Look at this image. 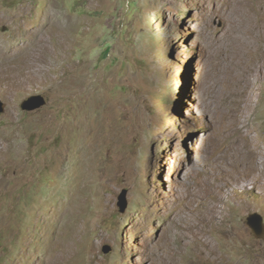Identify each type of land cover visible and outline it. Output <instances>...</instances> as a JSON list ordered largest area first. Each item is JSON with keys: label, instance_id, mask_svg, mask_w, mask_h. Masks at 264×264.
Returning a JSON list of instances; mask_svg holds the SVG:
<instances>
[{"label": "rangeland", "instance_id": "1", "mask_svg": "<svg viewBox=\"0 0 264 264\" xmlns=\"http://www.w3.org/2000/svg\"><path fill=\"white\" fill-rule=\"evenodd\" d=\"M227 5L0 0V264H33L41 245H56L65 203L79 206L83 226L74 245L86 249L74 264H167L144 249L200 188L194 215L214 204L219 223L196 226L227 251L224 263L264 264V56L259 71L242 70ZM33 95L47 104L22 111ZM83 137L91 169L79 176ZM236 148L262 174L231 176L221 165L241 162L229 155ZM251 214L262 219L260 238ZM241 228L244 242L230 245ZM194 245L177 264H210Z\"/></svg>", "mask_w": 264, "mask_h": 264}, {"label": "bare ground", "instance_id": "2", "mask_svg": "<svg viewBox=\"0 0 264 264\" xmlns=\"http://www.w3.org/2000/svg\"><path fill=\"white\" fill-rule=\"evenodd\" d=\"M209 1L213 5L219 2L228 3L226 8L227 16L229 14L232 16V14L236 12V18H234L233 21L230 22L228 31L229 33L230 31L231 33H233L232 34L233 41L237 49V52L240 55L239 63L242 64V70L248 72L249 74L256 67H259L261 63V60H259L260 58L257 60V57L264 56V0H209ZM236 27L241 32V34L239 35L235 34ZM235 63L237 64L236 66H238L239 63L238 62ZM84 139L85 137L82 138V142L80 144L79 156L81 158L80 164L81 165L84 164L85 166H82L83 167L82 172L80 174L78 173L79 176L86 175L91 169V168L89 169V165H90L89 159L91 158L89 157V159L87 160L86 157L84 158V155L85 153L86 155L88 154V149L92 146V144L91 143L86 144ZM239 149L236 148V152L229 155L240 159L241 162L235 163L230 167L223 165L221 166L227 171H229L231 173V176H234L236 178L237 177L239 178L240 176H245L246 173L252 174L254 172L255 174L259 173V175L262 174L263 169L262 170L260 169L257 162H254L253 160L243 155L244 152L242 153ZM223 161L224 159H221L220 163H223ZM123 171L125 174L126 170L124 167L120 170V172L123 174ZM110 173L113 174L112 172ZM78 175L76 176L78 177ZM76 176H73L72 180L77 178ZM193 196L194 198L198 197L202 199V197L204 196L202 189L200 188V190L197 189L196 192L194 191ZM193 196L189 199H186L185 201L180 202L178 204L176 211L172 212L168 220L165 222L162 221V217L164 216L162 211L156 214L157 219L164 222L165 230L158 232L159 240L155 248L153 247L152 249H147L146 247V250L144 249L145 254H148L150 257L168 256L169 259L167 264H177L179 257H176L175 254L181 253V251L184 250L187 245H190L191 242H194L196 243V245H194L192 249L191 248L190 249L195 254L199 255L200 257H203V259H208L210 261V264H215V262L217 261L223 264L224 261H227L230 258V257L228 258L227 251L224 252V250H221V253H219L216 250L217 248L215 247L214 242L210 240L209 234L203 233L201 229L196 226L198 222L205 223L209 226L211 224L216 225V223H219L218 222L219 214L216 212L217 209L215 211L214 204H206V208H204L201 211H198L197 214L194 215L195 210H193ZM218 198L220 199V197ZM65 204L66 207L64 206L65 208L61 209L57 213L59 216V222H58L59 230L57 229L59 231L57 232L59 234L57 239L58 244L56 243V245H41L39 251H37V253L34 254L35 262L33 264H40V261L47 260L50 257L51 253L58 254V256L60 257L59 261L61 264H71L72 262L74 264L75 261L78 262L80 260L81 253L85 252L86 248L84 245H74L77 243L78 241L77 239L79 238V236H81L82 228H83L82 223H80V219L78 218L79 206L76 205L75 207H72V204L70 203H65ZM167 224L170 226L168 227ZM232 236H234L235 242L230 245H235L236 243H243L245 240L243 237L242 228L238 230H234ZM231 249L232 248L230 247V250ZM216 251L219 253V255H215V253H217ZM224 264H226V262ZM231 264H251V263L232 261Z\"/></svg>", "mask_w": 264, "mask_h": 264}, {"label": "water", "instance_id": "3", "mask_svg": "<svg viewBox=\"0 0 264 264\" xmlns=\"http://www.w3.org/2000/svg\"><path fill=\"white\" fill-rule=\"evenodd\" d=\"M47 104L46 99L42 95H33L28 97L26 100H24L20 108L24 112H34L42 107H44ZM5 111V105L0 100V113H3ZM117 206L119 208L120 213H124L128 207V201H127V190H122L120 194L117 197ZM247 225L251 228L253 233L257 238H260L263 233L262 228V219L257 214H251L247 217ZM110 250V247H106L105 252H108Z\"/></svg>", "mask_w": 264, "mask_h": 264}, {"label": "clouds", "instance_id": "4", "mask_svg": "<svg viewBox=\"0 0 264 264\" xmlns=\"http://www.w3.org/2000/svg\"><path fill=\"white\" fill-rule=\"evenodd\" d=\"M247 220V219H246Z\"/></svg>", "mask_w": 264, "mask_h": 264}]
</instances>
